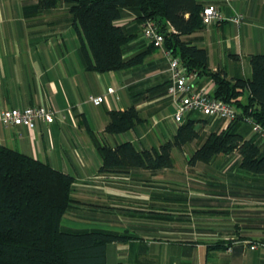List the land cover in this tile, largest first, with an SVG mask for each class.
<instances>
[{
	"label": "crops",
	"instance_id": "0c3cea01",
	"mask_svg": "<svg viewBox=\"0 0 264 264\" xmlns=\"http://www.w3.org/2000/svg\"><path fill=\"white\" fill-rule=\"evenodd\" d=\"M196 1L202 6L214 4L224 18L239 14L242 21L203 24L180 38L207 50L209 70L232 80L249 78L250 55L264 53V0ZM69 6L66 0L49 8L39 0H0V107L57 110L52 123L38 121L33 129L0 122V145L72 176V202L60 228L133 235L106 244L109 264H219V252L206 247L218 239L264 243V174L244 169L237 150L189 163L208 134L220 133L230 124L244 139L258 141L248 123L190 112L183 122L197 120L198 137L172 148V167L99 171L102 159L94 138L110 147L129 141L140 150L158 148L176 135L179 125L172 120L174 105L167 95V48L152 47L142 36L137 9L121 8L115 23L133 35L123 45V58L139 59L120 70H88ZM193 82L198 90L214 91L209 75L195 74ZM108 87L113 93L106 92ZM90 95L104 99L96 105L88 100ZM130 106L140 121L126 131L105 133L109 112ZM258 144L264 154V142ZM154 228L157 237L151 236ZM164 243L174 249L164 253ZM176 245L185 250L177 252ZM243 253L245 264H264V249L239 254Z\"/></svg>",
	"mask_w": 264,
	"mask_h": 264
},
{
	"label": "trees",
	"instance_id": "16d2710c",
	"mask_svg": "<svg viewBox=\"0 0 264 264\" xmlns=\"http://www.w3.org/2000/svg\"><path fill=\"white\" fill-rule=\"evenodd\" d=\"M58 1L39 0L44 8L53 7ZM66 1L70 3L69 12L86 69L109 72L137 62L139 56L124 60L123 45L133 35L127 34L115 23L121 15V8L137 9L141 24L153 20L164 35L166 48L181 58L189 72L209 75L213 79L212 94L235 108L234 121L251 126L247 121L250 120L264 128V53L250 55L249 78L236 77L232 80L220 71L209 70L207 50L180 38L203 26L200 17L203 6L196 0ZM246 92L245 101L242 97ZM139 121L133 106L120 111L112 110L104 132L120 133ZM196 121L190 118L182 122L174 138L158 148L138 150L129 141L110 147L94 138L102 159L99 171L123 173L130 168L172 167V148L182 147L198 137L194 127ZM258 142L253 138L244 139L230 124L220 133L208 134L192 153L189 163L209 161L217 153L237 150L244 169L264 174V154ZM72 182V176L48 163L0 145V264H109L105 258L106 244L133 238L128 233L100 228L82 232L63 231L60 219L72 202ZM231 244L230 239H218L208 244L207 250L226 249Z\"/></svg>",
	"mask_w": 264,
	"mask_h": 264
},
{
	"label": "built area",
	"instance_id": "2783aa9c",
	"mask_svg": "<svg viewBox=\"0 0 264 264\" xmlns=\"http://www.w3.org/2000/svg\"><path fill=\"white\" fill-rule=\"evenodd\" d=\"M200 17L204 25L224 19L238 24L242 21V16L239 14L224 18L214 4L204 5L200 11ZM141 27L142 36L148 39L153 46H163L164 35L153 20L144 21ZM165 54L168 58V71L170 74L167 95L173 100L174 111L171 117L176 124L180 125L184 116L190 112L221 118L226 122L235 119L236 110L231 104L214 97L207 89L198 90L193 82L195 74L187 70L181 58L169 49L165 50ZM113 91V87H108L106 90L107 93H113ZM103 99V95H90L88 97V100L96 105L101 103ZM56 113V109L46 106H28L22 109L0 107V122L9 127L22 125L33 129L38 121L52 123ZM247 121L251 123L252 132L257 135L260 141L264 142V128L250 120Z\"/></svg>",
	"mask_w": 264,
	"mask_h": 264
},
{
	"label": "rangeland",
	"instance_id": "374dc122",
	"mask_svg": "<svg viewBox=\"0 0 264 264\" xmlns=\"http://www.w3.org/2000/svg\"><path fill=\"white\" fill-rule=\"evenodd\" d=\"M245 95L242 97L245 98ZM258 138V137H257ZM258 141H260V139L258 138ZM151 236L152 237H157V231L154 228L153 231H151ZM204 237H210L208 235H203ZM235 236V235H233ZM252 243H246V244H231L228 248L226 249H221L219 248V250H214V252H219L218 256H217V261L219 262V264H245V254L243 253L242 255H240L242 252L245 251H258L259 249H264V243L262 241V239H255L252 240ZM263 245V246H262ZM251 246H254L253 248ZM208 248V245L206 246ZM174 249V245H170L167 243H164L162 245V251L164 253H168L170 251H172L171 249ZM183 250H185V247L176 245V251L177 252H182ZM240 253V254H239ZM257 263V261H255ZM248 263H250V260H248Z\"/></svg>",
	"mask_w": 264,
	"mask_h": 264
}]
</instances>
